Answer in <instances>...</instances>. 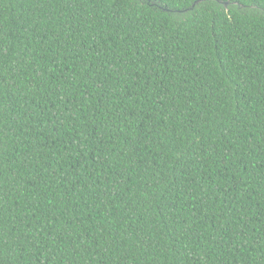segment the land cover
<instances>
[{"label": "trees", "instance_id": "1", "mask_svg": "<svg viewBox=\"0 0 264 264\" xmlns=\"http://www.w3.org/2000/svg\"><path fill=\"white\" fill-rule=\"evenodd\" d=\"M0 264H264V0H0Z\"/></svg>", "mask_w": 264, "mask_h": 264}, {"label": "water", "instance_id": "2", "mask_svg": "<svg viewBox=\"0 0 264 264\" xmlns=\"http://www.w3.org/2000/svg\"><path fill=\"white\" fill-rule=\"evenodd\" d=\"M200 2H201V1H198V2H196V4H195V5L199 4ZM195 5H194V6H195ZM225 5L227 6V5H228V3H225ZM194 6H193V7H194ZM166 11H168V10H166Z\"/></svg>", "mask_w": 264, "mask_h": 264}]
</instances>
